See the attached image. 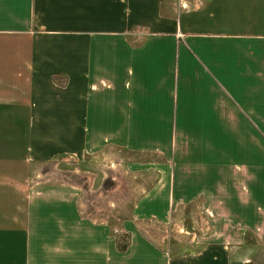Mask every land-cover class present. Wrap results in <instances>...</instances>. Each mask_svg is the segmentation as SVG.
<instances>
[{
  "label": "crops",
  "instance_id": "crops-1",
  "mask_svg": "<svg viewBox=\"0 0 264 264\" xmlns=\"http://www.w3.org/2000/svg\"><path fill=\"white\" fill-rule=\"evenodd\" d=\"M110 149L154 179L121 229L37 168ZM185 210L196 243H156ZM0 264H264V0H0Z\"/></svg>",
  "mask_w": 264,
  "mask_h": 264
},
{
  "label": "rangeland",
  "instance_id": "rangeland-1",
  "mask_svg": "<svg viewBox=\"0 0 264 264\" xmlns=\"http://www.w3.org/2000/svg\"><path fill=\"white\" fill-rule=\"evenodd\" d=\"M188 156L189 154L186 157L184 155L185 159ZM150 157H154L155 159V161L152 159L151 164H154L155 167L164 166L169 175L170 162L164 165L165 163H158L157 156ZM177 159L180 158L176 155L172 157L173 169L171 172L174 175V190L179 187L180 176L177 174V169L179 164H181L184 173L183 179L186 180L184 186L188 187V191L194 194L196 189L191 188L192 182L197 181V185H204L206 170H200L201 173L197 176L195 174L197 170H194L192 167L193 163H181ZM144 160L143 154L127 153L120 149H110L108 152H88L81 158L60 157L54 162L44 166L40 165L37 168L43 173L47 171L48 174L45 173L44 178L48 176V180L56 185L82 187L85 191V211L89 217L109 227L112 226L113 228L116 227L119 229L123 222L128 221L134 204L141 196L138 193V188L148 186L154 181L153 177H142V173L144 172L143 165H145ZM192 214V211L189 210L171 211L167 224L161 226L147 225L146 229L153 236L152 239L160 245L166 244L168 248L172 244L175 246H188L191 243H196V239L190 237V233H202L205 232L206 228V226L195 225V221L192 223L190 221L194 216ZM198 215L203 217V212L198 211ZM175 217H183L185 219L184 221L177 220ZM119 233L118 246L124 247L127 242L126 235L122 232ZM244 238L246 248L250 254L255 250V238ZM229 246L237 256L239 254L238 242L232 241Z\"/></svg>",
  "mask_w": 264,
  "mask_h": 264
},
{
  "label": "trees",
  "instance_id": "trees-1",
  "mask_svg": "<svg viewBox=\"0 0 264 264\" xmlns=\"http://www.w3.org/2000/svg\"><path fill=\"white\" fill-rule=\"evenodd\" d=\"M119 249H120V250H122V249H123V247H119Z\"/></svg>",
  "mask_w": 264,
  "mask_h": 264
}]
</instances>
